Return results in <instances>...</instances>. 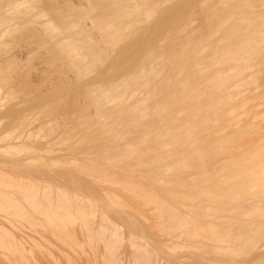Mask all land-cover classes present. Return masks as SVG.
Segmentation results:
<instances>
[{
  "label": "bare ground",
  "instance_id": "6f19581e",
  "mask_svg": "<svg viewBox=\"0 0 264 264\" xmlns=\"http://www.w3.org/2000/svg\"><path fill=\"white\" fill-rule=\"evenodd\" d=\"M131 1L104 2L107 8L103 7L115 14L118 22L117 27L109 21L99 26L108 32L111 45L119 37L115 32L121 29L119 22L126 20L125 27L133 32L140 23L153 21L152 3L157 0L150 1L152 6L144 0ZM188 2L174 0L170 7L163 8V16H155L154 19L160 18L152 22L146 33H140L142 37L131 33L133 55H128V64L116 68L119 72L128 69L131 77L119 76V82L104 78V84L85 88V96L96 107V120L101 123L97 130L105 133L99 139L105 144L102 142V147L97 143L102 149L99 152L97 149L93 161L99 158V165L109 163L112 168L94 171L85 160L77 161L73 165L75 172L64 179L54 175L52 177L57 179L52 182L48 169L34 173L29 165L33 161L26 158L29 149L37 148L38 135L26 136L21 142H10L3 151L0 149L1 167L13 166L16 159L13 151L17 152L24 159L20 174L27 177L15 181L0 170V264H77L74 254L77 251L93 254L92 245L99 250L96 252L98 264L116 261L119 258L117 239L124 236L118 230L121 226L117 228L113 224L116 221L105 222L104 215L111 212L110 209L116 208L115 218L124 220L122 223L132 231L144 234L150 229L140 216L129 211L132 207L118 195L93 192L90 182L117 183L110 174L118 171L117 167L122 168L121 180L126 183L129 194L136 202L140 200L146 208L148 206L156 221L162 223V230L167 227L168 232H172L173 229L177 240L252 244L264 236V0H210L207 15L211 21L205 26L210 28L208 31L188 30L178 22L177 12H185ZM217 2L221 5L217 6ZM84 32V38L73 40L69 47L80 67L90 72L99 67L109 53L93 45L87 31ZM177 33L181 34L180 41L174 40ZM161 37L167 40H163L165 44L160 46L163 51L157 54L160 49L154 48L160 44L155 45L154 41L159 43ZM206 48L211 54L209 61H205L202 54ZM127 50L119 48L117 54H126ZM145 60L152 66L147 68L152 70L148 71L149 75ZM155 64L159 65L158 69ZM161 70L170 72L158 75ZM203 76L207 90L197 84ZM141 87L146 88L142 96L128 99L129 93ZM238 112L243 115L242 121L237 120L235 124L233 121L232 131L222 133L227 129V120ZM220 120H225L227 125L219 124L218 128L215 126L208 131L209 122ZM92 129H96L95 126ZM199 130H207L202 135L208 134L199 138ZM55 135L52 140L60 136ZM245 136L246 140H242L247 145L242 146L241 137ZM48 143L39 150L46 148L47 152L53 147ZM230 144L240 148L238 154L227 153ZM242 155L244 160L239 164L251 166L248 172L246 170L247 175L243 173L244 165L245 169L237 164ZM119 156L123 157L125 166L114 163ZM35 177L49 184L37 185ZM140 178L148 181L146 188H151H140L144 180ZM82 180L88 185L86 192L82 189ZM136 182L141 183L137 189ZM141 189L144 192L152 189V192L140 193ZM193 197L201 200L185 199ZM97 210L98 220L94 216ZM92 213L91 220L97 221L95 224L91 221L95 227L89 225ZM76 225L80 232L75 231ZM52 241L62 248L55 252Z\"/></svg>",
  "mask_w": 264,
  "mask_h": 264
},
{
  "label": "rangeland",
  "instance_id": "374dc122",
  "mask_svg": "<svg viewBox=\"0 0 264 264\" xmlns=\"http://www.w3.org/2000/svg\"><path fill=\"white\" fill-rule=\"evenodd\" d=\"M106 1L108 2V0H0V149L3 151L8 143H19L26 136L35 137V135H38L39 140L37 141V148L35 147L33 149L32 147L29 149V152L26 150V158L33 161V164L29 165L32 166L34 173L48 169L51 174V179L54 175L61 177L60 179H64L69 173L76 171L73 166L75 162H84V160L94 171L112 168V165H109V163H106L107 166L106 164L102 166L99 165L98 156L96 157V159L98 158L97 161H93V157L97 155V149H99V152L103 147L102 145L105 144L103 140H99L101 135L105 133H101L97 130V127H99L98 125L101 123L96 120L98 119L96 107L88 100V96H85V88L87 89V87L102 84L105 80L104 78L111 82H119V76L131 77L132 73L128 71V69H123L120 72L116 71L119 65L125 66V64H128L129 62L127 60L129 58L127 59V57L133 55V53H131V51L134 52L131 40L132 37L130 38L131 33L142 37L143 34L140 33H146L150 25H152V22L160 18L154 19V17L163 16V8L165 9L166 7L167 9V6L170 7V4H172L174 0H157L155 2L154 0H144L147 5L150 4V1L154 2L152 3V8L155 12L152 15L154 17H151L153 21L151 19V23L148 20L145 23H140L133 29V32H130V30H127V27H125L127 24L125 22L126 20L122 21L124 23L119 22L121 27L119 24L118 27L121 29L120 31H115L119 34V37L112 45L109 44L111 39L108 36V32H104L99 27L102 23L108 21L117 27L118 22L115 14L105 9L107 8L104 4ZM133 1L137 2L141 0ZM133 1L131 2L133 3ZM178 1L179 0H176V2ZM183 1L186 3L187 0H180V3H184ZM188 1L187 4L190 5L189 7H187V4V6L185 5V12L184 10L177 12L176 18L179 20L177 21L179 23L181 22L188 30L193 31L201 29L200 31H202V29H204L208 31L210 28L207 29L206 27H208L211 21L210 16L207 15L209 12L208 7L210 0ZM152 4L150 5L152 6ZM216 5L219 6L221 3L217 2ZM103 6H105V8ZM84 30L87 31L86 33L91 37L90 42L93 45H98L109 53L103 62L99 64V67H94L90 72H86L80 67L78 59L70 53L71 50L69 47V44L73 42V40L76 42L84 38ZM164 38L165 37L158 38L159 40L161 39L160 42L162 44L159 40V43L154 41L155 45L160 44L159 46L157 45V48H154L155 50L160 49L159 51L157 50L158 52L156 51L157 54L163 51L161 47L165 44L164 41L166 42L167 40H164ZM180 39L181 34H175L174 40L180 41ZM123 47L125 50L127 48L129 51L127 50L128 52L126 54L118 55L117 51L119 48L120 50L121 48L123 49ZM202 54H204L205 61L210 60L211 54L208 48L204 49ZM148 60L150 61L151 59ZM145 64L148 66L146 67L145 65L146 69L152 68L154 65L150 61L149 64L152 65L150 66L146 63V60ZM157 66L159 65H156V67ZM156 69H158V67ZM149 70L147 69V72ZM162 71L163 70L158 72V75H164L167 72L165 70V72ZM151 73L154 74L153 72ZM167 76L168 74L165 75V77ZM199 78V80L197 78L198 87L207 90L206 88H208V85L207 81L204 80V76L203 78ZM150 80L152 79L150 78ZM200 82H202V84ZM145 89L142 87L135 89L133 94L129 93L128 99L135 100L139 96H142V92ZM242 117L243 115L238 112L237 116H231L227 122L225 120H220L218 122L211 121L207 124V128L210 127L208 131L215 129L219 124L226 126V123H228L225 127L227 129L221 130H223L222 133L225 131L230 132L234 127L232 122L235 121L233 124L238 121L241 122ZM210 123H213L214 126ZM224 123L226 125H223ZM93 125L96 129H92V127H94ZM51 131H53V133H51ZM96 131H99L101 134H97ZM199 131L198 133L201 134L207 130ZM6 132H9L10 135L7 136ZM55 133L60 136L58 135L59 137H55L52 140ZM204 134L207 135L208 133L201 134L199 138H203L205 136ZM245 138L246 136L241 137L242 143L239 142L241 143L240 145H247L243 142V140H246ZM69 141L72 142L69 143ZM48 142H51L53 147H50L47 152L44 150L46 148H44L43 151L39 150L45 145H49ZM93 143L95 144L92 145ZM97 143H101L99 145L102 147L99 148L100 146ZM230 145L231 147H227V153L231 155L238 154L240 148L232 146V144ZM97 146L98 148H96ZM13 153L16 158L13 166L1 167L0 163V170L6 172L8 174L7 176H10L11 179L15 181L27 178L20 174V169L23 168L24 165V159L19 157L17 152L13 151ZM87 155H90L92 159H90L89 156L87 157ZM242 156L243 157H241L239 161L237 160V164L243 162L244 155ZM247 156H249V154ZM116 160L117 161L114 163L117 166L126 165L122 156H119ZM239 165L241 167L244 165L246 169L243 167V169H245L243 173L247 175L251 166L249 167L248 164L247 166L246 164ZM117 169L118 171L110 172L117 183H113L112 181V183H109L104 180L96 183L90 182L94 187L93 192L102 195H118L119 199L128 207H132L129 211L138 217L140 216L144 222L148 223L146 225L150 229H146L144 234L139 231L135 232L134 229V231H132L126 223H122L124 220L115 218L117 217L114 216V214H116V208L115 210L114 208L113 210L110 209L113 214L109 212L106 214L107 216L104 215V218L107 219L105 222L108 220V222L111 220L116 221V223L111 222L115 224L117 228L119 225L121 226L120 229H118L121 236L125 237V235H129L132 237L129 239L128 236L126 239L123 237L124 241L121 237L117 239L119 243H117L118 248H116V250H118L116 252L117 254H115L119 256V258H116L119 262L114 260L116 263L113 261L114 263L112 262L111 264H264V236L256 243L247 244V242H243L244 245L243 243L236 244L232 242H224V244L222 241L177 240L174 236L175 233H172L174 232L173 229H170L172 231H169L170 233L167 227H164V230H162V223L156 221L157 217L153 215L148 206L146 208V206L141 204L142 202L140 200L136 202L137 199L129 194L126 183L121 180L123 173L120 170H122V168L117 167ZM136 178L138 180V177ZM33 179L37 185L49 184L48 181H44L43 178H40L42 180L38 177ZM56 179L57 178H53L52 182H55ZM81 183L83 185L82 189L86 192L88 190L86 188L87 183L84 180H82ZM147 183L148 181L144 179L141 187H139L142 189L144 187L146 188ZM134 184L135 183L131 185L134 187ZM140 184L136 182V189L138 187L137 185ZM148 188L151 187L149 186ZM148 188H146V190ZM142 189L139 191L140 193L142 191L145 194H148L149 191L152 192V189H149L147 192H144ZM185 199L191 202L201 200L197 197ZM137 208L139 210H137ZM147 209H149V212ZM97 211H94L95 214L99 213V210ZM97 214L94 215V213H92L90 215L89 225L92 227H95L94 224L97 222L92 221L97 218ZM93 215L95 218L91 220V218L94 217ZM111 215L114 217L112 218ZM98 219L99 217L97 220ZM91 221L94 224H92ZM156 222L158 225L155 224ZM188 227H190L189 224ZM75 228L76 232H80L79 225H76ZM165 228L168 233L165 231ZM146 233H148L149 236H146ZM52 243L55 252L62 248L57 245L55 241H52ZM93 247L95 246H91V253L94 254L96 259L92 256L93 254H90L92 258H89L90 255L88 254H83L80 251L76 253L72 250L76 253V255L74 254L75 258L73 260L77 264H80L79 262H81V264H94L92 263L94 258L96 261L95 264H98L97 251L99 250ZM162 248L163 251L160 250Z\"/></svg>",
  "mask_w": 264,
  "mask_h": 264
}]
</instances>
